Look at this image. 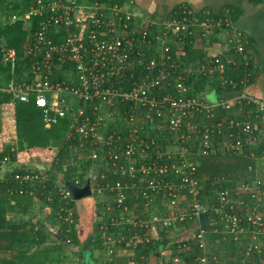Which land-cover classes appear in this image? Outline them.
Instances as JSON below:
<instances>
[{
    "label": "built area",
    "instance_id": "obj_1",
    "mask_svg": "<svg viewBox=\"0 0 264 264\" xmlns=\"http://www.w3.org/2000/svg\"><path fill=\"white\" fill-rule=\"evenodd\" d=\"M132 3L133 0H33L24 14L9 16L11 22L22 20L28 30L22 55L27 61L17 78H10L0 87L1 92L10 94L9 101L0 103V195L15 192L24 185L32 186L35 181L44 188L45 168L37 173L25 167L33 165L35 156L44 154L47 165L56 156V147L36 151L17 148L15 102L32 100L41 111L45 127L65 121L66 140L75 142L67 145L69 154H83L92 163L96 173L92 181L90 178L92 193L100 200L107 194L103 208L96 210L94 221H102L113 212L108 218L111 224L131 223L153 235L156 227L167 229L176 220L195 219L210 208L219 222L214 231L228 234L234 241L244 239L245 259L262 261L263 183L257 178L242 181L237 186L219 189L212 202L202 203L199 195L204 179L196 176L198 160L186 147H173L177 142L196 137L200 140L201 154L219 150L255 158L258 144H262L264 154V127L256 135L255 124L231 118L228 128L235 127L245 137L234 138L228 131V137L213 146L215 135L221 132V122L214 125L197 122V115L205 119L214 117L217 107L229 109L243 98L262 112L264 124V100L242 91L213 102L199 99L187 95L190 87L184 83V76L177 73L176 59L183 52L184 35L192 33L191 27L202 28L194 33V40H209L215 27L220 30L213 42L220 50L208 53L199 67L208 72H222L226 64H235L231 56L222 59L225 53L239 54L247 64L249 37L233 26L228 9L220 15L208 10L196 12L185 4L157 22L151 15L136 17ZM32 18L36 20L33 28ZM0 54V60L10 64L13 74L18 60L16 49L0 42ZM55 74L60 78L55 79ZM6 138L9 143L3 144ZM158 140L170 144L161 148ZM6 145H10L12 153H3ZM24 160L31 162L25 165ZM247 169L251 171L252 166ZM107 173L118 177L112 182L102 181ZM71 182L83 185L77 184V176ZM129 189L134 196L153 198L160 194L165 212L154 210L148 220L133 212L127 216L125 212L129 209L124 200ZM59 194L75 201L64 183ZM64 211L66 215L58 213V217L67 221L68 233L74 222L73 209L68 207ZM106 227L105 221L99 223L100 229ZM181 231L174 234L170 230L168 234L187 233L199 248L205 249L208 232L199 226L198 219L195 227ZM105 243L111 253L115 239L107 235ZM206 259L205 255L199 258L202 263ZM169 260L172 264H185L178 256H172L171 251L168 259L159 263Z\"/></svg>",
    "mask_w": 264,
    "mask_h": 264
},
{
    "label": "trees",
    "instance_id": "obj_2",
    "mask_svg": "<svg viewBox=\"0 0 264 264\" xmlns=\"http://www.w3.org/2000/svg\"><path fill=\"white\" fill-rule=\"evenodd\" d=\"M32 1L0 0L1 13L7 15L6 18L0 20V42H4L8 47L15 48L18 56L17 63L12 70L13 74L11 73L10 64L0 60V87L4 86L10 78H17L21 73L23 64L27 61V59H22V55L24 51L23 44L28 37V30L24 28L22 20L11 22L9 16L24 14ZM78 1L90 2L94 0ZM113 1L122 2L125 0ZM227 9V15L232 20L233 9ZM224 12L225 10L220 12V15H223ZM31 20L33 28L36 20L34 18ZM191 28L192 33L188 34L186 32V35H184L183 52L176 59L179 65L177 73L184 76V83L190 87L187 95L204 99L203 96L207 89L214 91L221 99L239 94L241 91L252 95L247 92V88L256 80L259 71L252 59L251 51L246 53L247 64L244 63L241 55L230 52L223 55L222 59L224 60L225 56H231L235 60V64H226L222 72L217 70L208 72V69L201 70L199 67L204 62L206 54L201 47L193 44V35L200 32L202 28L200 25ZM219 31L218 27L214 28L212 31L214 34L209 39L210 42L216 40L215 35ZM53 40L57 39L53 37ZM247 48L250 49V40ZM189 66L191 68L187 72ZM54 78L59 79L60 76L55 74ZM254 97L264 100L259 96ZM9 100L10 94L0 91V103ZM14 107L17 148L20 151L24 149L36 151L47 147H56L57 153L50 167L45 168L47 178L44 180V188L42 183L35 181L32 186L29 184L17 188L18 190L21 189L20 193L16 190L10 194L2 193L0 195V264H51L54 261L60 263L62 258L60 254H65L64 249H67L66 247H73V252L76 255H82L85 251L91 249V251L96 249L101 251L107 235L115 239V243L110 246L112 252L108 257L100 256L98 258H94L92 252H89L90 257H93V264H157L155 262L157 259L159 260L161 250L167 243L166 248L168 246L171 249V255L178 256L179 260L185 264H261L259 258H255L251 262L245 259L243 244L239 243L241 239L234 241L230 235L214 231V227L219 225V222L210 208L207 209L210 218L209 224L204 227L208 232L204 250L199 248L196 241L190 238L187 233L178 235V237L177 235L169 236L168 234L170 230L178 232L195 227L197 225L196 217L191 220L186 218L182 221L176 220L167 229L156 227V232L153 235H150V231L144 229V227L132 225L131 223L111 224L108 220L109 217L106 216L99 222L94 221V218L92 220L91 217L95 208L98 210L101 206H104L103 201L97 202L95 200L90 203V198H87L85 202H83L84 198L72 201L63 198L59 194V188L63 186L65 180L74 181L77 176L79 177L77 184H83L88 175V167L91 166L90 160L83 154H69L67 145L75 142L66 140L67 124L65 121L45 127L41 111L32 100L28 102L17 100ZM262 117V112L257 110L256 106L247 103L242 98L233 103L229 109L217 107L214 110V117L211 116L205 119L197 115V122L200 124L206 121L209 125L211 123L214 125L218 121L221 122L219 126L221 132L216 134L213 139V146H216L228 137V131L233 133L234 138L239 136L243 139L245 137V135L239 134L235 127L228 128V122L231 118L249 120L256 125L254 133L259 135L258 132L264 127ZM158 143L161 148H164L167 144H170V141L158 140ZM181 146L194 153L195 159L198 160L196 176L204 179L201 182L202 190L199 195L202 203L212 202L216 191L219 189L237 186L242 181L250 182L258 174V170L256 171L258 163L260 161L264 162L262 144L255 146V158L246 157L235 152L223 154L219 150H211L207 154H201L199 151L200 140L196 137L192 140L176 143L177 149ZM3 153H12L10 145L5 146ZM12 159H14V156ZM249 165L252 166L251 171L247 169ZM64 166L65 169H63ZM25 168L37 173L43 172L42 169L33 166H26ZM117 177V175L107 173L106 178L102 181L112 182ZM130 191L129 189V193L124 200L129 209V212H125L127 216L130 215V212H133L138 218L148 220L154 210L165 212L166 208L162 204L160 194H156L152 198L151 196L144 197L141 194L134 196ZM35 203L38 204L36 209ZM80 203L85 205L83 209H79L77 206ZM68 207L73 209L74 222L70 225L69 232L66 233L67 221L63 219L64 217L60 219L58 213L66 215L64 210ZM44 208H48L49 212L43 219L38 218L35 222L30 219L33 214L39 213ZM113 210H116L115 213L117 212V209L113 208ZM9 212L12 213V218L7 216ZM79 221L81 225L77 229L75 222L78 223ZM103 221L107 224L106 229L99 228V223ZM184 245L186 246L185 249H183ZM83 247H86V249L83 250ZM121 249L130 251V254L126 256H123L124 254L117 255V251ZM203 255L207 258L204 263L199 260ZM81 264H85V261H82ZM164 264H172V260Z\"/></svg>",
    "mask_w": 264,
    "mask_h": 264
},
{
    "label": "crops",
    "instance_id": "obj_3",
    "mask_svg": "<svg viewBox=\"0 0 264 264\" xmlns=\"http://www.w3.org/2000/svg\"><path fill=\"white\" fill-rule=\"evenodd\" d=\"M185 4L191 6L196 12L208 10L212 14H219L227 8L233 9V19L231 20L232 24L236 29L243 31L249 37L252 59L254 60L255 65H257V70L259 71L256 80L247 88V92L264 99V0H133L132 9L136 12V17L138 16L137 14L151 15L156 19L157 22H159L173 15L175 12H177L179 7ZM1 10L2 8H0V13ZM1 19L2 17L0 15V20ZM215 37L217 40L218 36L215 35ZM216 40L211 42L209 40L203 39H201V41L194 40L193 44L195 46L201 47V49L204 50L205 54L207 55L212 51L220 50V47L213 43ZM218 40H220V37ZM190 67L191 66H189L188 72L190 71ZM236 95L238 94H235V96ZM203 98L210 102L221 99L214 91L208 89L206 90ZM32 162L33 167L41 169L42 167L47 168V165L38 164L36 160H33ZM257 170L258 174L254 178L259 179L264 186L263 161L258 163L256 171ZM80 204L77 206L79 207ZM47 209L48 208H45L44 211H47ZM262 211L264 214L263 206ZM48 212L49 211H40L38 213L37 219L39 216H41L43 219V217H45ZM80 225L81 223L79 221L77 223V229L80 228ZM71 248L73 249V247ZM121 254L126 256L130 254V251H123V249L118 250L117 255Z\"/></svg>",
    "mask_w": 264,
    "mask_h": 264
},
{
    "label": "rangeland",
    "instance_id": "obj_4",
    "mask_svg": "<svg viewBox=\"0 0 264 264\" xmlns=\"http://www.w3.org/2000/svg\"><path fill=\"white\" fill-rule=\"evenodd\" d=\"M0 15H1V17L2 18H6V16L7 15H5V14H2V13H0ZM201 41V40H200ZM228 53H225V55H227ZM9 143V141H8V138H6L5 139V141H4V143L3 144H8ZM173 147H176V144H173ZM53 151V150H52ZM30 159V158H29ZM33 160H36V161H39V162H42V163H44L45 165H47L48 163H47V161L44 159V154H41V155H39V156H35V157H33ZM31 161L30 160H24L23 161V163L22 164H25V165H29V163H30ZM21 164V165H22ZM50 164L51 163H49V165H47V167H50ZM16 165V164H15ZM18 166H19V164H17ZM90 165L91 166H89L88 168V175H87V178H91V181H92V178H93V176L96 174L95 172H94V170L92 169V163L90 162ZM263 192H264V188H263ZM93 194V193H92ZM86 198V199H85ZM84 198V200H83V202H85L86 200H87V198L89 199L90 198V203H93L95 200H97V202H101V201H103L102 200V197H101V201H100V198L99 197H97L96 199H95V196H94V194L93 195H91V196H88V197H85ZM37 203H35V209H36V207H37ZM91 205V204H90ZM84 204H80L79 205V209H83L84 208ZM92 206V205H91ZM261 206H263V208H264V200H262V202H261ZM103 208V206H101L99 209H102ZM43 210V212H47V211H49V209H47V211H44L45 210V208L44 209H42ZM42 213V212H41ZM35 214H37V217H38V213H35ZM95 214H96V208H95V211H94V214H93V216L91 217L92 218V220H93V218L95 217ZM112 214H114L113 212L112 213H108L107 215H105L106 217H109L110 215H112ZM34 215V214H33ZM7 216L8 217H10V218H12V213H8L7 214ZM39 219H42V217L41 216H39ZM76 224H77V222H76ZM78 228V227H77ZM182 232V231H181ZM176 232H174V234H175ZM103 234V233H102ZM181 235H184V234H186V233H180ZM102 236V235H101ZM177 237H178V235H177ZM243 241H244V239H241V242H239L240 244L242 243L243 244ZM103 245L104 246H102V250L101 251H99V250H93V251H91L90 249V251H85L84 252V254H82V255H76V253L75 252H73V250L74 249H72L71 247H66L67 249H64L65 251H64V253L65 254H60L61 255V257L62 258H64V259H62L61 258V262L60 263H56L55 261L53 262V263H51V264H81V262L82 261H85V264H93L94 262H92V258L94 257H100V256H103V257H108V256H110L109 254V252H108V245H106V243L105 242H103ZM166 245H168V243L166 244ZM166 245H164L163 246V248H162V250H161V255L159 256V260H164V259H168V257L170 256V251H171V249H169L168 248V246H167V248H166ZM84 249H86V247H83V250ZM89 252L91 253L92 252V256L93 257H90V254H89ZM99 252V253H98ZM83 253V252H82ZM102 257V258H103ZM155 260H156V258H154ZM158 259L156 260V262L155 263H157V264H160ZM99 262H101V261H99ZM98 262V263H99ZM154 264V263H153ZM261 264H264V259L261 261Z\"/></svg>",
    "mask_w": 264,
    "mask_h": 264
},
{
    "label": "water",
    "instance_id": "obj_5",
    "mask_svg": "<svg viewBox=\"0 0 264 264\" xmlns=\"http://www.w3.org/2000/svg\"><path fill=\"white\" fill-rule=\"evenodd\" d=\"M43 168V167H42ZM64 186L70 193L74 200H79L88 196H91L92 190L90 188V179L86 178L85 182L81 186L73 184L70 180H65ZM102 200L105 202L107 200V194L102 195ZM34 222L37 219V214H34L31 218ZM198 223L200 227H207L209 224L208 214L205 212H200L197 216ZM159 252L157 251V254Z\"/></svg>",
    "mask_w": 264,
    "mask_h": 264
}]
</instances>
